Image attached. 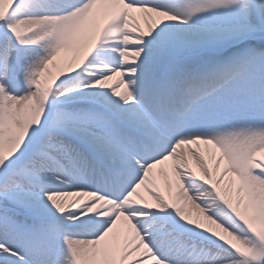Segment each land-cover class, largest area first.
Segmentation results:
<instances>
[{
    "label": "snow or ice",
    "instance_id": "1",
    "mask_svg": "<svg viewBox=\"0 0 264 264\" xmlns=\"http://www.w3.org/2000/svg\"><path fill=\"white\" fill-rule=\"evenodd\" d=\"M0 264H264V0H0Z\"/></svg>",
    "mask_w": 264,
    "mask_h": 264
}]
</instances>
